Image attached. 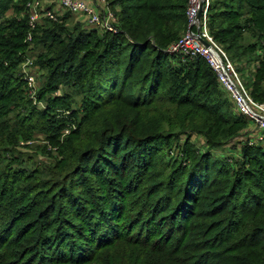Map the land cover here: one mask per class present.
Segmentation results:
<instances>
[{
	"label": "trees",
	"instance_id": "1",
	"mask_svg": "<svg viewBox=\"0 0 264 264\" xmlns=\"http://www.w3.org/2000/svg\"><path fill=\"white\" fill-rule=\"evenodd\" d=\"M26 1L0 0V264H264V140L203 57L167 50L188 0H108L114 31L70 28L66 12L30 40ZM207 14L264 101V0ZM33 49L42 104L19 73ZM180 138L172 164L163 149ZM232 143L231 159L211 153Z\"/></svg>",
	"mask_w": 264,
	"mask_h": 264
},
{
	"label": "built area",
	"instance_id": "2",
	"mask_svg": "<svg viewBox=\"0 0 264 264\" xmlns=\"http://www.w3.org/2000/svg\"><path fill=\"white\" fill-rule=\"evenodd\" d=\"M210 0H188L185 9L186 28L180 37L167 50L180 57L201 56L214 70L219 84L232 102L233 110L242 114L253 124L256 140H264V102L256 100L245 85L240 72L224 48L215 40L208 28V6ZM28 29L26 39L43 18L59 20L65 13H80L86 22L101 31H114L115 15L108 0H27L25 2ZM39 67L34 63L30 52L23 54L19 73L24 81L26 94L36 100ZM67 112V111H65ZM72 125H67L64 134Z\"/></svg>",
	"mask_w": 264,
	"mask_h": 264
},
{
	"label": "rangeland",
	"instance_id": "3",
	"mask_svg": "<svg viewBox=\"0 0 264 264\" xmlns=\"http://www.w3.org/2000/svg\"><path fill=\"white\" fill-rule=\"evenodd\" d=\"M67 13H68V17L63 22H65V24L68 27L71 28L75 24H80L81 27H84L82 25V22H81L80 18L76 14H71L69 12H67ZM7 14H11V11L9 10L7 12ZM36 51H37V49H33V51H29L30 52V55H33L34 56V54L36 53ZM234 64H236V63H234ZM254 66H255L254 63H249L246 71H245V69H242L241 71H239L240 72V75L242 76L243 79H246L248 77L247 76L248 75V69L249 70L250 69L252 70ZM42 72H44V70ZM41 80H42V75L40 74V75L37 76L38 86L40 85ZM75 98L77 100L78 99V96H75ZM38 104H42L41 101H39ZM253 127H254L253 124L250 122V124H249V131L250 130L252 131ZM41 137L42 136L40 134H37V135L34 136L35 140H30V141L25 142V144H28L29 146H31L33 144L34 145H33V147L31 149L22 148V151L23 152H27L28 154L29 153L30 154H34L35 153V158L33 157V155H31L32 156V159L31 160H26L25 159L24 160V163H23L24 165H26L28 167H33L36 164H38L39 166L41 165L40 163L42 162L43 156L39 152V149L36 150L34 148L35 145H38V144L41 145V143L44 142ZM238 139H240V138H238ZM183 141H184L183 138H180L178 140H172L170 142L171 148L168 151H166V149H167L166 147L163 149L164 150L163 151L164 155H162V158L168 159V161H170V163H172V164L175 163L176 160H179V158L181 157V155H180L179 149L176 148L175 144L177 142L180 143V144H182ZM235 141H237V140H235ZM190 142L193 143L194 147L197 148L198 151L203 152L205 150V147L206 146H205V144H204V142H203V140H202L201 137L194 136V137L191 138ZM22 143L23 142H20V144H22ZM234 143L231 144L232 146H223V147H220L218 149H214V150L211 151V153L214 154V155H218V156L219 155H223L225 157L226 156H230V159H231L232 156L238 154L237 153V147L235 146ZM49 163H50V161H49Z\"/></svg>",
	"mask_w": 264,
	"mask_h": 264
},
{
	"label": "crops",
	"instance_id": "4",
	"mask_svg": "<svg viewBox=\"0 0 264 264\" xmlns=\"http://www.w3.org/2000/svg\"><path fill=\"white\" fill-rule=\"evenodd\" d=\"M48 1V0H46ZM76 15L80 18L81 22H82V25L85 27V28H91L93 27L91 24L87 23L86 22V18L83 14H80V13H76Z\"/></svg>",
	"mask_w": 264,
	"mask_h": 264
}]
</instances>
